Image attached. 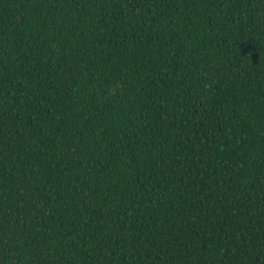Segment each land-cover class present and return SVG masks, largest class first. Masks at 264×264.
Wrapping results in <instances>:
<instances>
[{
	"label": "trees",
	"instance_id": "16d2710c",
	"mask_svg": "<svg viewBox=\"0 0 264 264\" xmlns=\"http://www.w3.org/2000/svg\"><path fill=\"white\" fill-rule=\"evenodd\" d=\"M0 264H264V0H0Z\"/></svg>",
	"mask_w": 264,
	"mask_h": 264
}]
</instances>
